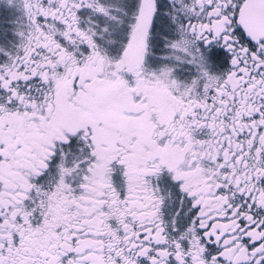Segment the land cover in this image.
Wrapping results in <instances>:
<instances>
[{"label": "snow or ice", "instance_id": "1", "mask_svg": "<svg viewBox=\"0 0 264 264\" xmlns=\"http://www.w3.org/2000/svg\"><path fill=\"white\" fill-rule=\"evenodd\" d=\"M0 264H264V0H0Z\"/></svg>", "mask_w": 264, "mask_h": 264}]
</instances>
